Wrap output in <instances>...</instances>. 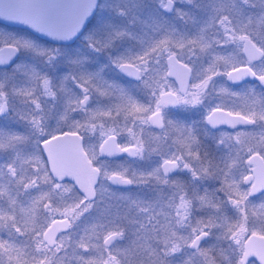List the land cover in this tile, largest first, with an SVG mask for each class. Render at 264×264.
<instances>
[{
  "label": "snow or ice",
  "instance_id": "obj_1",
  "mask_svg": "<svg viewBox=\"0 0 264 264\" xmlns=\"http://www.w3.org/2000/svg\"><path fill=\"white\" fill-rule=\"evenodd\" d=\"M0 264H264V0H0Z\"/></svg>",
  "mask_w": 264,
  "mask_h": 264
},
{
  "label": "flooded vegetation",
  "instance_id": "obj_2",
  "mask_svg": "<svg viewBox=\"0 0 264 264\" xmlns=\"http://www.w3.org/2000/svg\"><path fill=\"white\" fill-rule=\"evenodd\" d=\"M23 28H24V27L16 26V25L13 27V29L16 30V31L23 30ZM170 79L174 80L175 78L172 77V78H170ZM65 183H72L71 178H70V177L65 178ZM249 259H250L251 261H253V262L256 261V258H255V257H250Z\"/></svg>",
  "mask_w": 264,
  "mask_h": 264
},
{
  "label": "water",
  "instance_id": "obj_3",
  "mask_svg": "<svg viewBox=\"0 0 264 264\" xmlns=\"http://www.w3.org/2000/svg\"><path fill=\"white\" fill-rule=\"evenodd\" d=\"M16 26H21V27H24L23 25H16ZM174 78V77H173Z\"/></svg>",
  "mask_w": 264,
  "mask_h": 264
},
{
  "label": "rangeland",
  "instance_id": "obj_4",
  "mask_svg": "<svg viewBox=\"0 0 264 264\" xmlns=\"http://www.w3.org/2000/svg\"><path fill=\"white\" fill-rule=\"evenodd\" d=\"M10 30L16 31V30H14L13 28H12V29H10ZM19 31H20V30H19Z\"/></svg>",
  "mask_w": 264,
  "mask_h": 264
}]
</instances>
